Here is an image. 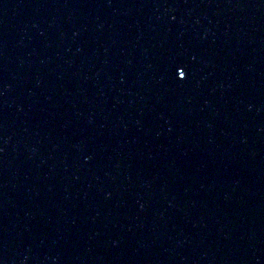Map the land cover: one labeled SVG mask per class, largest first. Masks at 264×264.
Masks as SVG:
<instances>
[{
	"label": "water",
	"instance_id": "1",
	"mask_svg": "<svg viewBox=\"0 0 264 264\" xmlns=\"http://www.w3.org/2000/svg\"><path fill=\"white\" fill-rule=\"evenodd\" d=\"M0 264H264V0H0Z\"/></svg>",
	"mask_w": 264,
	"mask_h": 264
},
{
	"label": "snow or ice",
	"instance_id": "2",
	"mask_svg": "<svg viewBox=\"0 0 264 264\" xmlns=\"http://www.w3.org/2000/svg\"><path fill=\"white\" fill-rule=\"evenodd\" d=\"M185 77V74L183 72L180 73V78L183 79Z\"/></svg>",
	"mask_w": 264,
	"mask_h": 264
}]
</instances>
